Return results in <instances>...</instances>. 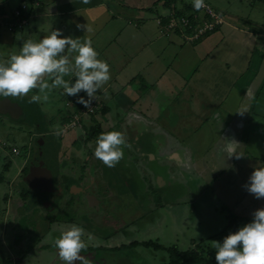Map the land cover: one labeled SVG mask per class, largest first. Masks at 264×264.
<instances>
[{
  "label": "crops",
  "instance_id": "crops-1",
  "mask_svg": "<svg viewBox=\"0 0 264 264\" xmlns=\"http://www.w3.org/2000/svg\"><path fill=\"white\" fill-rule=\"evenodd\" d=\"M257 1L264 0H249ZM19 3L28 5L27 24L15 32L0 28V37L17 33L11 39L21 47L27 39L43 38L49 30L59 29L63 36L83 40L88 33L76 25L87 24L94 30L91 39L98 59L110 68L111 78L96 93L89 114L83 112L77 96H68L63 88L50 91L58 94L47 105L30 102V96L40 94L36 90L26 97L0 96L16 102L28 115V120L11 124H26L33 118L43 121L42 127L40 122L32 125L28 143H33L34 151L24 156L11 186L16 185L19 172L39 164L77 194L99 186L104 200L97 206L109 213L122 204L112 199L120 192L113 193L110 184L119 180L126 196L132 195L136 210L127 223L122 221L120 227L102 222L90 231L97 237L82 236L87 244L84 250L94 257L90 264H145L137 248L129 250L136 242L114 244L120 237L155 231L165 212L175 223L181 211L191 212L187 220L195 218L196 208L186 201L187 196L212 200L210 186L235 193L237 206L248 205L249 200L263 206L264 198H255L244 185L254 167H264V16L257 23L253 18H225L215 11L224 17L222 25L186 43L179 31L166 32L156 20L164 22L171 13H194L193 0H172L168 5L162 0H0V18H10ZM12 52V45L0 41V60H7ZM69 79L75 81V77H65ZM78 95L87 99L84 91ZM62 103L67 119L71 115L79 119L77 126L64 128L72 116L68 122L63 121L64 115L56 118L62 128L54 134L48 129L51 115L47 113ZM109 131L122 132L129 145L114 167L94 156L97 137ZM232 141L238 145L228 143ZM233 149L239 159L227 156ZM6 169L3 162L1 170ZM53 226L50 230H59ZM41 235L49 241L60 234ZM56 251L46 252L55 255ZM44 258L42 264L57 261Z\"/></svg>",
  "mask_w": 264,
  "mask_h": 264
},
{
  "label": "rangeland",
  "instance_id": "rangeland-1",
  "mask_svg": "<svg viewBox=\"0 0 264 264\" xmlns=\"http://www.w3.org/2000/svg\"><path fill=\"white\" fill-rule=\"evenodd\" d=\"M206 3L214 12L216 11L220 14H223L225 18H253L254 21L260 23L262 17L264 16V1L251 3L249 0H206ZM18 5H20V3ZM16 34L17 33H5L4 35L1 34L2 36L0 37L2 44L7 42L8 44L12 45V54L19 52L20 49L16 41H12L11 39L17 36ZM10 48L11 47H5L4 49ZM54 93L58 94L56 93L55 89ZM48 95L49 98L55 97L51 92H49ZM57 109L58 110H54L53 113H51V111H48L47 113L48 115H51V120L49 122L50 125L48 126L49 131H56L57 127H59V129L62 128V125L56 122V118L64 115L65 118H63V121L67 120L68 122L72 116L71 115L69 119H67V112L63 103L60 108L58 107ZM52 116L54 117L52 118ZM71 120L72 119H70V121ZM39 122L42 127L43 121H40V119L37 118L31 119L29 123L26 124L22 123L19 125H14L11 124L9 120L0 117V259L6 257L9 262L8 264H42L40 261L45 259L44 257H50L52 259H56L57 261H61L59 256L52 255L54 254L53 252H50L49 254L48 252H44L43 254L45 255L42 253L40 255L38 252H36V249L39 246L44 245L45 247L49 244V241H46V239L41 234L43 233L44 235L48 229L47 222L51 218L49 213L52 211L49 210L47 213H45L46 216L44 217L40 211V207L35 206L33 211L28 212V214L21 215V209L19 205L23 199H18L17 191L13 186L10 185L12 183L11 181H13L12 178L17 172L18 167L22 163L26 153L29 151H34L31 149V144L33 145V143H28L29 133L31 130H33L32 125L39 124ZM54 138L56 141L59 140V138L55 135ZM2 143H4L3 147ZM11 147H16L19 154L16 156L11 154L9 151ZM65 151L67 150L65 149ZM3 162L7 164L6 171L1 170V164ZM109 187L114 188L112 191L113 193L120 192L118 198L121 199H112L116 201L120 200L122 204L110 211V213L107 209H103V218L98 216V218H96L98 222L96 223L101 224L100 222L109 223L112 221V223H118V225H121L120 227H122L124 223L129 221L131 215L136 210V206L133 202L134 200L132 195L130 194L127 195L128 197L126 196L123 186L119 180L116 181V184H110ZM99 188V186H93L92 192H96V194L99 193ZM210 189L212 190L213 195L212 200L211 197L207 200H203L200 196H187L186 201L188 203L194 204L196 208L195 218H190L187 220L189 218L188 214L191 212L187 213L186 211H181V218H179V220L175 223L174 218L169 214V212H165L163 214L162 221L157 223L155 231H151L150 233L139 232V237H131L129 239L126 237H120V241L114 244L115 247L120 245L128 246L130 243L136 242L138 245L136 247H131L129 250H132V248H137L136 250L139 251V256H144L145 264H161L159 262H165V264H167L169 258L168 251H170L173 247L178 252H187L192 249L194 245H199L201 250L209 254L211 258H215L214 253L216 250L212 246V241H218L222 243L224 237H220V235L223 234L224 229L227 227L228 219H230L231 216L245 218L249 215V219L251 221L253 219V213L255 210L259 209V206L258 203L251 202L250 200L247 202L248 205H246V203L244 205L241 202V205L237 206L238 202L236 200L237 197H235V193L232 195V192L228 189H225L223 193L219 191L216 186H210ZM147 193L151 195L155 192ZM149 194L147 196H150ZM137 196L139 195L137 194ZM4 197L5 200H3ZM260 208H264V204ZM87 212L90 213L89 211ZM71 214L72 212L69 209H66L61 214L56 212L53 218L55 221L62 219L70 221L73 219ZM18 221L23 223V227L25 228L24 230H22L17 225ZM108 223L105 224L107 225ZM102 225V227L105 228L104 224ZM67 228L68 226L62 227L61 231L67 230ZM127 228L131 229L130 227ZM32 231H34V236L36 239H39L32 242L34 243L32 246L33 249L25 251V240L27 237H30L28 234ZM147 236H150V238ZM143 241H150L152 245H150L148 248H145L141 245ZM155 245L161 250L155 249L152 252V248ZM175 249L173 251H176ZM151 253L155 254V257L153 254L151 255ZM80 254L83 255L88 253L87 251L83 250ZM37 257L39 258L37 259ZM55 262H53V264Z\"/></svg>",
  "mask_w": 264,
  "mask_h": 264
},
{
  "label": "clouds",
  "instance_id": "clouds-1",
  "mask_svg": "<svg viewBox=\"0 0 264 264\" xmlns=\"http://www.w3.org/2000/svg\"><path fill=\"white\" fill-rule=\"evenodd\" d=\"M203 7L204 0H193L195 10ZM76 27L88 33L83 40L63 36L59 29H53L43 38L25 40L19 52L11 54L7 60H0V96L26 97L37 90L40 94L30 96V102L46 103L53 88H63L68 96H77V103L90 108L98 90L110 80V68L107 62L98 59L92 46V27L87 24ZM66 76L75 77V81L65 80ZM81 91L86 93L87 99L78 95ZM59 132L57 127L54 134ZM228 143L238 145L235 141ZM126 147L129 145L122 132H102L95 141L94 156L107 167H114L123 158ZM233 155L240 158L234 149L227 154ZM244 187L255 198H264V167H254ZM83 235L84 228L73 223L53 238V245L64 264L76 261L90 264L88 258L80 255L87 247ZM212 246L216 250L217 264H264V208L255 210L251 222L230 232L222 243L212 241Z\"/></svg>",
  "mask_w": 264,
  "mask_h": 264
},
{
  "label": "flooded vegetation",
  "instance_id": "flooded-vegetation-1",
  "mask_svg": "<svg viewBox=\"0 0 264 264\" xmlns=\"http://www.w3.org/2000/svg\"><path fill=\"white\" fill-rule=\"evenodd\" d=\"M5 119H7V118H5ZM14 125H19V124H14ZM25 166H26V168L28 167V165H25ZM27 172H28L27 169L24 172H19V174L16 177V179H17L16 185L13 186L14 188H15V186H17L15 190L17 191L18 199H23L20 203L21 207H23L21 209V215L28 214V212L33 211V208H35V206H39L40 211L42 212L44 217L46 216L45 213H47L49 210L52 211L51 213H49L51 218L47 222L48 229H47L46 233L49 232L50 235H52V234L55 235V233L60 234L62 232L61 231L62 227H66V226L69 227L71 224L75 223V224H78L84 228V236H86V238L97 237V235H95L94 232H90V231H92V229L94 228L95 225H97V227H100V224L96 223V222H98L96 220V218H98V216H101V218H103V214H104L103 209L104 208L100 209L97 206V205H99L100 201L102 202L104 200V199H102V192L96 194V192H92V190H91V192L81 190L82 194L79 192L80 195L77 196L79 193L77 194L72 189H70V190L66 189V185L64 183H62L61 179L54 177L53 178V183H54L53 186H54L55 191L49 192V193H44V194L36 193V192L31 191L27 187V185L22 182V178L27 174ZM40 186H44V185L40 184ZM29 206H31V207H29ZM66 209H69L72 212L71 215H72L73 219H71L70 221H68V220L66 221L65 219L55 221L53 218L55 216V213L57 212V213L61 214ZM87 211H89L90 213H88ZM105 217H106V215H105ZM19 223H20V221H18L17 225ZM100 223H102V222H100ZM52 225H54V226L56 225L55 227H57L59 230H56L54 228H53V230H50V229H52ZM86 226H87V228H86ZM89 227H90V229H89ZM20 228L22 230L25 229L22 227H20ZM29 234H34V231H32ZM15 238H19V237H15ZM51 241H53V239L49 240V244L47 246H45V247H44V245L39 246L36 250L42 254L44 252H46L47 250L48 251L54 250L55 247L53 245V242H51ZM26 243H27V245H26ZM33 245L34 244L27 237L25 240V243H24L25 251L33 249V247H32ZM43 255H45V254H43ZM55 255L59 256L57 251H56ZM85 257L88 258L89 260H92L94 258L93 255H90V254H86Z\"/></svg>",
  "mask_w": 264,
  "mask_h": 264
},
{
  "label": "built area",
  "instance_id": "built-area-1",
  "mask_svg": "<svg viewBox=\"0 0 264 264\" xmlns=\"http://www.w3.org/2000/svg\"><path fill=\"white\" fill-rule=\"evenodd\" d=\"M205 7L199 11L195 10L190 15H175L169 14L165 21L161 18L156 20L158 26L164 24V30L166 32L179 31L186 43H192L199 40L204 35L214 31L217 27L222 25L224 17L214 12L204 0ZM28 17V5L21 3L17 9L11 12V16L8 19L0 18V28H5L8 32H15L21 30L27 24ZM92 106L85 108L84 113H91ZM78 115H73L72 120L64 126V128L73 127L78 121ZM4 143H2V147ZM13 155H18V149L11 147L9 149Z\"/></svg>",
  "mask_w": 264,
  "mask_h": 264
},
{
  "label": "water",
  "instance_id": "water-1",
  "mask_svg": "<svg viewBox=\"0 0 264 264\" xmlns=\"http://www.w3.org/2000/svg\"><path fill=\"white\" fill-rule=\"evenodd\" d=\"M0 116L14 123L21 120H28V115L23 112L20 105L16 102L4 99H0ZM52 177V172L40 167L39 164L29 165L28 172L22 178V182L25 183L31 191L44 194L55 191ZM40 184L44 186H40Z\"/></svg>",
  "mask_w": 264,
  "mask_h": 264
},
{
  "label": "trees",
  "instance_id": "trees-1",
  "mask_svg": "<svg viewBox=\"0 0 264 264\" xmlns=\"http://www.w3.org/2000/svg\"><path fill=\"white\" fill-rule=\"evenodd\" d=\"M164 1V5H168L170 1L172 0H162ZM181 15V14H180ZM232 217V218H231ZM230 219H228L226 230L223 231V234L220 235L225 237L230 232L234 233L238 230L239 227H242L245 223L251 222L249 218L245 217H235L231 216ZM19 227H23V223L18 224ZM31 235V236H30ZM30 241H36V237L34 234H29ZM132 245V244H131ZM136 245V244H135ZM150 245H152L150 242L143 243L142 246L145 248H148ZM152 249H160L156 245L153 246ZM175 248L173 247L169 253L168 263L167 264H217L215 258H211L209 254L205 253L203 250L199 248V245H194L192 249H190L187 252H178L173 251ZM216 251L214 253L215 257ZM7 261L5 258L0 259V263H4Z\"/></svg>",
  "mask_w": 264,
  "mask_h": 264
}]
</instances>
